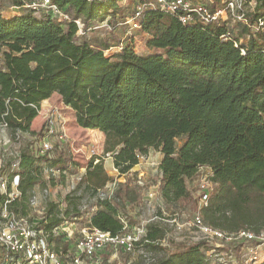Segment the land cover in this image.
Instances as JSON below:
<instances>
[{
    "label": "trees",
    "instance_id": "trees-1",
    "mask_svg": "<svg viewBox=\"0 0 264 264\" xmlns=\"http://www.w3.org/2000/svg\"><path fill=\"white\" fill-rule=\"evenodd\" d=\"M51 1L66 8L72 20L81 19L84 32L103 22L114 29L133 14L125 16L120 4L126 0ZM244 19L233 36L227 28L230 19L183 25L167 12L146 9L140 31L147 36L146 47L158 52L138 55L127 44L106 56L108 44L94 48L77 43L73 22L62 27L27 11L10 19L0 14V124L17 140L19 132L34 135L31 125L41 102L56 94L74 112L78 127L104 135V153L111 154L120 174L135 168L139 156L154 149L161 154L160 196L175 205L192 200L187 181L207 167L214 191L201 208L204 223L227 234L244 230L258 235L264 231V29L258 27L264 20V0H254ZM224 35L229 36L226 42L221 41ZM34 151L26 143L8 165L9 179L20 175L21 195L9 208L20 216L28 215L31 192L45 185L42 162L47 159L36 158ZM70 160L60 152L49 165L68 170L74 165ZM110 181L102 163L91 161L78 188L92 196ZM114 198L97 202L89 228L123 233L118 215H126L137 192L127 182H116ZM45 215L41 227L50 231L82 213L78 206L62 212L58 204L48 202ZM163 237L158 226L148 224L143 245L156 249ZM53 241L59 244L58 238ZM241 245L234 244L235 253ZM210 249L199 241L160 264H209Z\"/></svg>",
    "mask_w": 264,
    "mask_h": 264
},
{
    "label": "built area",
    "instance_id": "built-area-1",
    "mask_svg": "<svg viewBox=\"0 0 264 264\" xmlns=\"http://www.w3.org/2000/svg\"><path fill=\"white\" fill-rule=\"evenodd\" d=\"M3 0H0V5ZM13 9L24 8L27 12L36 17L45 16L56 23L65 27L73 22L77 27V34L84 32V24L81 19L72 20L66 8H60L51 0H10ZM125 2V1H124ZM250 3V0H225L221 8H210L205 4L195 3L193 0H151L137 2L133 9V14L125 19L124 25L130 26V30H140V18L146 9H159L175 16L183 25L201 24L208 25L213 23H225L229 19L246 23L244 19V5ZM254 5V4H253ZM258 27L264 29V20L258 21ZM229 40L228 35L221 37L222 42ZM237 46V44H235ZM65 118L57 108H52L47 112L43 126L39 132L34 135L18 133L20 141L30 143L35 149V157H45L46 162H42V177L45 182L44 187L39 193L38 187L35 188L27 200L28 214L20 216L13 213L9 208L15 200L20 197V175H13L9 179V174L2 172L4 164L0 161V264H96L97 256L107 247L121 249L124 252H131L137 241L146 243V226L144 222L136 226L132 232L128 231V222L126 216L119 213L118 219L123 225L121 235H111L101 232L97 229L89 228V217L97 209L98 201L114 202V192L116 181L112 180L106 186L92 195L88 196L78 209L82 213L80 217H71L64 219L59 225L50 231H45L41 225L46 220V205L51 193L50 181H66L73 169H77L75 179L79 182L86 171V165L92 161L93 165L101 162L104 156L112 158L111 154L104 153L103 142L97 143L94 138L89 144L87 164L78 168L77 165L69 166L68 170H61L58 166H50L51 162L60 152L68 147V137L65 128ZM6 128L5 125L0 124ZM89 133L98 130H87ZM72 147V146H71ZM20 153V152H19ZM19 155V154H18ZM16 156V158L18 157ZM141 156H139L140 158ZM15 158V159H16ZM14 159V160H15ZM113 163V159H112ZM12 171L17 170V164L11 165ZM79 170V171H78ZM205 171V177L199 184V196L197 212L188 226L196 230L201 235V240L210 243V251L207 252V261L209 264H234L236 260L233 247L226 249L223 244H245L255 243L254 247H246V254L242 255L243 264H260L263 257L259 252L261 245L264 246V231L255 235L249 231L241 230L237 233L227 234L206 225L201 216V208L206 206L210 195L214 191V185L211 181L212 173L207 167L199 168V172ZM197 173V174H198ZM138 184L142 185L140 178ZM75 193V187L69 189L68 195ZM162 200V198H161ZM43 201V202H42ZM163 201V200H162ZM52 203V202H51ZM55 204V203H54ZM61 210V208L59 207ZM41 215L40 218L34 216ZM64 218V217H63ZM78 219L83 220L87 228H83L79 237L75 238L74 246L64 251L55 248L58 238L63 241L71 236L69 227ZM50 239H52L50 241ZM212 242V243H211Z\"/></svg>",
    "mask_w": 264,
    "mask_h": 264
},
{
    "label": "rangeland",
    "instance_id": "rangeland-1",
    "mask_svg": "<svg viewBox=\"0 0 264 264\" xmlns=\"http://www.w3.org/2000/svg\"><path fill=\"white\" fill-rule=\"evenodd\" d=\"M7 1V0H5ZM9 1V0H8ZM151 1V0H126L120 5L124 8L125 16H129L137 2ZM194 1V0H193ZM195 3L205 4L210 8H221L225 0H198ZM244 5L245 13L250 12L254 7V0H250ZM122 23V22H121ZM240 22L231 18L227 26L228 30L233 36L237 35L241 30ZM147 37L140 30H130V26L124 24H118L114 29L110 28L106 22L95 24L92 30L83 32L76 35L77 43L85 42L90 44L94 48H99L104 44H108L110 49L105 52L106 56H112L118 52L123 46L132 44L134 51L138 55H147L157 53L158 51L149 50L146 47ZM246 42L245 39L242 41ZM3 67L2 56L0 55V69ZM58 95L53 94L50 97L48 103H43L40 109V115L36 118L31 125V129L34 132H39L45 121L47 112L52 108H57L62 116L65 118V128L68 137V147L64 150L67 155L70 156V162L77 165L78 168L87 164V158L89 156V144L95 139L97 143L103 142L105 137L97 132L89 133L78 129L75 121L72 119V113L70 109L65 108L64 104L59 100ZM27 142L20 141L11 135V132L0 126V161L7 167L5 174H7L9 164L12 162L19 152L25 147ZM180 142H177L179 145ZM72 146V147H71ZM160 153L154 149H149L146 156L139 158L137 167L133 168V171L126 176L120 174L117 169L114 168L112 158L106 156L101 159L102 167L106 176L116 182H127L130 186L135 187L137 192V200L133 204H127L126 206V219L128 222V231L132 232L136 226L144 222L148 224H155L158 226L164 237L159 242V247L148 248L143 245L141 238L136 242L131 252H124L121 249H115L112 247L105 248L96 258V264H160L161 260L165 259L171 254L177 253L183 246H187L201 240V235L194 229L188 226L191 222L198 207L199 196V184L206 172L201 171L192 179L187 181V188L191 192L192 200L196 203L193 205L192 200H184L176 203L175 205H168L161 200L160 196V184H161V172L159 171ZM72 165V166H74ZM69 173L71 176L63 183L62 180L50 181L51 193L47 202L58 204L62 212L67 209L70 210L75 206H81L82 202L88 197V193L78 188V181L75 179L77 176V169L71 170ZM79 171V170H78ZM138 178L142 185L138 184ZM75 187L77 193L72 194L69 197L68 192L71 187ZM44 186L38 187V192L42 190ZM68 197L70 200H68ZM43 202V201H42ZM29 215V214H28ZM36 218H40L41 215L36 214ZM84 220V219H83ZM83 220L78 219L70 227L71 236L69 239L66 237L63 241H59V244L55 245V248L60 251L65 249H71L74 246L76 237H79L83 228H87ZM212 243V242H211ZM242 243L235 244L241 245ZM209 246L212 244L208 243ZM257 244H251V246L242 244L236 251V262L234 264H243L242 255L246 254V247H254ZM228 249L234 245L223 244ZM233 251H235L233 249ZM259 252L264 260V246L261 245Z\"/></svg>",
    "mask_w": 264,
    "mask_h": 264
},
{
    "label": "crops",
    "instance_id": "crops-1",
    "mask_svg": "<svg viewBox=\"0 0 264 264\" xmlns=\"http://www.w3.org/2000/svg\"><path fill=\"white\" fill-rule=\"evenodd\" d=\"M13 5H12V2L9 0H7V1H5V0H3L2 1V3H1V5H0V14H1V16L3 17V18H5V19H10V18H12V17H14V16H19V15H22V14H24L25 12H26V10H24V8H21V7H19V8H16V9H13V8H11ZM145 35V34H144ZM146 36V35H145ZM147 37V36H146ZM59 97V96H58ZM59 100L61 101V99L59 98ZM45 101H50V99H47V100H45ZM45 101H43V102H41V107H42V105H43V103L45 102ZM65 108H67V109H70L69 107H65ZM41 109V108H40ZM71 110V109H70ZM71 113H72V119H73V121H75V114H74V112L71 110ZM41 113L39 112V115H40ZM38 118V117H37ZM78 127V126H77ZM78 129H81V130H83L84 132H87V130H85V129H82V128H80V127H78ZM160 159H161V154H160ZM160 161V160H159Z\"/></svg>",
    "mask_w": 264,
    "mask_h": 264
},
{
    "label": "bare ground",
    "instance_id": "bare-ground-1",
    "mask_svg": "<svg viewBox=\"0 0 264 264\" xmlns=\"http://www.w3.org/2000/svg\"><path fill=\"white\" fill-rule=\"evenodd\" d=\"M137 167V166H136ZM133 171V169L132 170H130L128 173H130V172H132ZM128 173H126V174H124L125 176L128 174Z\"/></svg>",
    "mask_w": 264,
    "mask_h": 264
}]
</instances>
